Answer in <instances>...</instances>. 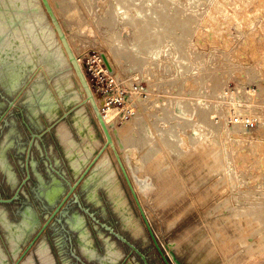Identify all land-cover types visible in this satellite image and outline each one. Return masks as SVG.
I'll return each mask as SVG.
<instances>
[{"label":"rangeland","instance_id":"1","mask_svg":"<svg viewBox=\"0 0 264 264\" xmlns=\"http://www.w3.org/2000/svg\"><path fill=\"white\" fill-rule=\"evenodd\" d=\"M13 1L40 10L22 15L23 9L11 10ZM47 1L110 128H117L145 161L136 173L153 185L135 194L169 263L177 264L174 256L181 264H264V0ZM43 8L40 0H0V114L19 92L0 121L1 198L11 197L26 177L31 134L51 127L34 137L29 178L18 197L0 203L5 261L14 263V245L3 216L23 233L16 260L101 264L110 245L118 252L112 264H143L100 224L105 223L134 244L148 264H165L110 146L104 150L107 169L94 168L98 159L93 162L73 192L78 201L71 194L62 209L66 213L51 218L19 258L68 191L66 180L73 183L105 142L91 107L83 105L96 146L79 169L73 167L84 143L73 119L78 105L69 100H83L85 91L66 55L54 61L37 51L53 32ZM102 68L106 72L97 74ZM72 106L73 112L62 117ZM56 120L70 131L68 146ZM121 163L133 183L129 167ZM110 171L126 209L116 208L106 193ZM126 213L137 229L128 226ZM71 217L82 224L73 225ZM80 228L88 233L95 257L85 255Z\"/></svg>","mask_w":264,"mask_h":264},{"label":"bare ground","instance_id":"2","mask_svg":"<svg viewBox=\"0 0 264 264\" xmlns=\"http://www.w3.org/2000/svg\"><path fill=\"white\" fill-rule=\"evenodd\" d=\"M40 2H41V4L43 5V3H42V0H40ZM49 4H50V2H49ZM10 6H13V8L11 9V10H15V11H18V10H21V9H23V11L22 12H18L19 14H22V15H25V13H31L32 11H36V10H40V8H38V7H30L31 5H27V7H22V5L21 4H19V2H15V1H13L12 3H11V5ZM43 9L46 11V8H45V6L43 5ZM51 7V6H50ZM52 9V8H51ZM54 9H56V8H54ZM57 10V9H56ZM53 11V10H52ZM59 11H61V9L59 10ZM46 13H47V11H46ZM53 13H54V11H53ZM36 14V13H35ZM38 15V14H37ZM37 15H36V17H37ZM55 15V17L58 19L57 21H59L60 22V20H59V18H58V16H57V14L55 13L54 14ZM22 17V16H21ZM34 18V17H33ZM21 18L19 17V19H15V23H19L21 20H20ZM22 19H23V17H22ZM36 20H37V18H35ZM47 23H48V25H49V27H51V30L53 31L52 32V38H43V41H44V45H39V47H37L36 49H37V51L38 50H41V51H43L44 53H45V55H48L49 57H52L53 59H51V60H54V61H56L57 59H61V57L63 56H67V53H66V51L64 52V50L65 49H63L64 47H62L63 45H62V43H61V41H60V39H59V37H58V35H57V33H56V30H55V27H54V25H53V23L51 22V19H50V17H49V15H48V13H47ZM60 25V24H59ZM62 26V25H61ZM62 30H64V29H62ZM20 34L22 35V33L20 32ZM65 34V33H64ZM40 42H38V44H39ZM34 51V50H33ZM33 51H32V53H33ZM35 52V51H34ZM39 53V52H38ZM42 53V52H41ZM43 53V54H44ZM65 53V54H64ZM45 55L44 56H42V54H41V59H43V62L44 63H46L48 60H47V58L45 57ZM47 56V57H48ZM67 59H68V56L66 57ZM76 60H77V62H78V64L80 65V67H81V63H80V57H77L76 56ZM62 61V60H61ZM69 61V60H68ZM28 62H30V61H28ZM70 63V62H69ZM30 64H31V62H30ZM71 64V63H70ZM29 66H31V65H29ZM59 65H56V68H54L55 70H56V72L58 71V69L59 68H57ZM72 66V65H71ZM40 67V69L42 70L44 67L42 66V65H40L39 66ZM73 67V66H72ZM74 69V68H73ZM81 70H82V68H81ZM43 71V70H42ZM74 72H75V70H74ZM45 74V73H44ZM45 76V75H44ZM45 78H47L46 76H45ZM49 79V78H48ZM91 87V86H90ZM93 94V93H92ZM47 99H50V94L49 93H47L46 94V96H45ZM84 98L83 99H85L86 98V93H84V96H83ZM93 100H94V102H95V104H96V106H97V108H98V110H99V112L101 113V116H102V118H103V120L105 121V124H106V127H107V129H108V131H109V134H110V136H111V139H112V142H113V145H115L116 147V149L118 150V156L120 155V157H119V159H120V161L121 160H124V162L126 163V167H129V172H130V176H131V179H132V181H133V183H131V185H132V189H133V191L137 194L138 193V195H139V193H141V192H145L146 190H148V189H150L151 187H152V181H149V179L146 177H141L140 175H137V173H136V171H141V169H143V167L145 166V161H144V159L143 158H140L138 155H136L135 154V151H133L134 150V147L133 148H131L130 146H129V140H127V139H125L124 137H123V135H122V139H121V137H120V134H119V132H118V130H117V128H110V126H111V123H109V122H107V120H106V115H105V113L103 114V111H102V109H101V107L99 106V102H98V100L95 98V94H93ZM69 101H71V102H73L74 103V105L75 104H77L78 106H76L75 107V109H74V122H75V125H77V129L78 130H80V132L82 133V139L81 140H83V148H79V149H81V152L79 153V154H77V156H75L73 159H72V165H73V167L74 168H76V169H79V166H80V164L82 163V161H83V159L84 158H82L87 152H89L90 151V149L93 147V146H96V141L94 142V140H93V138L91 137V131L89 130V125L87 124V121H86V116H85V114H84V112H83V105H88V106H90L91 107V109H92V111H93V113H94V115H95V111L93 110V107H92V105H91V102L89 101V100H87L86 102H84L83 104H82V99L81 100H77L76 98H72L71 100H69ZM63 102V101H62ZM79 103V104H78ZM74 107V106H73ZM67 108V107H66ZM54 111H55V113H58V110H56V109H54ZM72 112H73V110H72ZM95 117H96V115H95ZM54 118V117H53ZM97 118V117H96ZM98 120V119H97ZM61 121V120H60ZM58 123V126H57V129H58V132H59V136H61L60 138L64 141V143L66 144L67 143V146H68V144L70 143V141H71V139H70V131L63 125V124H61V122H57ZM56 123V124H57ZM98 123H99V120H98ZM100 124V123H99ZM100 127H101V125H100ZM147 128V127H146ZM101 129H102V127H101ZM102 131H103V129H102ZM80 133V134H81ZM103 134H104V132H103ZM146 134V133H145ZM104 137H105V135H104ZM118 137V138H117ZM115 138L117 139V142L115 141ZM105 141H106V138H105ZM251 142V141H250ZM253 143V142H252ZM95 144V145H94ZM97 145H98V143H97ZM103 145H104V143L103 144H101L100 146H99V148H98V150L95 152V155L92 157V160L90 159V161H91V163L93 162V161H95L96 159H98L97 160V162L95 163V165H94V168L95 167H97V168H99L100 170H105V169H107V167H108V161H109V159H108V157L106 156V153H105V149L109 146V145H107L105 148H103ZM81 146H82V144H81ZM118 147V148H117ZM123 149V150H120V149ZM111 150H112V152H113V149L111 148ZM116 150V151H117ZM135 150H137L136 149V147H135ZM77 151V150H76ZM100 151V152H99ZM104 151V152H103ZM78 152V151H77ZM99 152V154L97 155V153ZM103 153V154H102ZM113 154H114V152H113ZM115 155V154H114ZM96 156V157H95ZM100 156V157H99ZM99 157V158H98ZM116 157V156H115ZM95 158V159H94ZM117 160V159H116ZM131 161L133 162V165L131 164ZM118 162V161H117ZM87 163H90L89 162V160L87 161ZM86 163V164H87ZM85 164V165H86ZM119 164V163H118ZM122 164V163H121ZM88 166V165H87ZM87 166H85L84 167V169L87 167ZM132 166H134L137 170H135ZM123 168H124V166H123ZM84 169L83 170H81L82 172L84 171ZM125 170V169H124ZM144 170V169H143ZM80 170H79V175L82 173ZM94 172V170L92 169L91 170V174ZM126 172V171H125ZM142 172V171H141ZM127 174V173H126ZM140 174V173H139ZM150 174V173H149ZM78 175V176H79ZM106 178H105V187H106V191H108V193H109V195H110V197H111V199H112V201H113V204H114V206L116 207V208H118L119 210L120 209H123V208H125L126 209V206H125V201L122 199V196L120 195V190H119V185H118V181L115 179V174H113L111 171L110 172H108L106 175ZM129 178V177H128ZM130 182H131V180H130ZM49 197H51V195L49 194L48 195ZM125 215V214H124ZM126 215H127V213H126ZM1 216V215H0ZM3 216V215H2ZM2 219H3V222L4 223H2V224H5L6 225V227H8L9 229H11V239L13 240V253H12V257L16 260L17 259V257H18V255H19V253H18V251H19V247H18V241L21 239V237H22V231H21V228L18 226V225H12L11 226V223H9V222H6V219L4 218V216L3 217H1ZM134 218V217H133ZM129 214L125 217V220H126V222H127V224H128V226H131L132 228H135V229H137V224L138 223H136V221L133 219ZM26 221V220H25ZM7 229V228H6ZM27 232H28V229H27V227L25 228V234L27 235ZM81 237L85 240V242L86 243H83V244H81V245H83L82 246V249L83 250H85L84 252H85V255H88V256H90V257H95L97 254L95 253V250L93 249V247H91L90 245H89V239H88V233L86 232V230H82L81 231ZM17 245V246H16ZM39 251H42V250H39ZM40 254H42L43 252H39ZM118 255V252L117 251H115L112 247H110V245H108L107 246V248H106V252H105V254H104V259H101L99 256H97V257H99L100 259V263L101 264H112L113 262H114V259L116 258V256ZM5 254L2 252V250H1V248H0V264H7V261H5ZM89 258V257H88ZM13 259V261H15ZM108 260V261H107ZM118 260V259H117ZM115 262H117V261H115ZM18 264H33V262H32V257L31 256H26L25 258L23 257V258H21V260H18ZM44 264H52L50 261H44Z\"/></svg>","mask_w":264,"mask_h":264},{"label":"water","instance_id":"3","mask_svg":"<svg viewBox=\"0 0 264 264\" xmlns=\"http://www.w3.org/2000/svg\"><path fill=\"white\" fill-rule=\"evenodd\" d=\"M42 3H43V5H44L45 8H46V11H47V13H48V15H49V17H50V19H51V22L53 23V25H54V27H55L56 33H57V35H58V37H59V39H60V41H61V43H62V45H63V47H64V49H65V51H66V53H67L68 60H69V62L71 63V65L73 66V68H74V70H75V73H76L77 77L79 78V81H80V83H81V85H82V87H83V89H84V91H85V93H86V98L83 99L82 104H83L84 102H86L87 100H89V101L91 102V105H92V107H93V110L95 111V115H96L97 119L99 120V123H100V125H101V127H102V129H103V132H104V135H105V138H106V141L104 142L103 148H105L107 145H109V146L113 149V152H114V154H115V156H116V159H117V161H118V163H119V166H120V168H121V170H122V174H123V176H124V178H125V180H126L128 186H129V188H130V190H131V193H132V195H133V197H134V199H135V201H136V203H137V205H138V208H139V210H140V212H141V215H142V217H143V219H144V222H145L146 227H147V229H148V232H149V234H150V236H151V238H152V241H153V243H154V246L156 247L157 251L160 253V255H161L163 261L165 262V264H170V263H169V257H167V255H165V254L163 253V251H162V249L160 248V246H159V244H158V242H157L155 236L153 235V232H152V230H151V227H150L149 223L147 222V220H146V218H145V215H144V213H143V210L141 209V206H140V204H139V202H138L137 196H136L135 192H134L133 189H132V185H131V182H130V180H129V178H128V175L126 174V172H125V170H124V168H123V165L121 164V161H120V159H119V156H118V154H117V151H116V149H115V147H114V145H113V142H112L111 136H110V134H109V131H108L107 127H106L105 121L103 120V118H102V116H101V113L99 112V110H98V108H97V106H96V104H95V102H94V100H93V94H92V92H91V89H90V87H89V85H88V83H87V81H86V79H85V75H84V73L82 72L80 65L78 64V62H77V60H76L75 55L73 54L72 49L70 48V45H69V43H68V41H67V39H66V36H65V34H64V32H63L61 26L59 25V22L57 21V18L55 17V15H54V13H53V11H52V9H51V7H50L48 1H47V0H42ZM101 57H102V59H103L105 65H106V67H107V68L109 69V71L111 72L112 69H111V67H110V65H109V63H108V61H107V59L105 58V55H104L103 53H101ZM25 86H26V83H23V87H25ZM18 94H19V92L16 94V96L14 97L13 100H9V101H8V107H7V109H6L2 114H0V121H1V120H4V116H5V114L7 113V111L9 110V108H10L11 106L14 105V100L17 98ZM73 109H74V107L72 106L69 110L64 111L62 117L66 116V115L68 114V112H71ZM58 121H60V120H56L55 123H57ZM50 128H51L50 126H47L46 129H45L44 131H42V133H40V134L32 133V134H31L32 137H31V139H30L29 142H28V146H27V149H26V157H25V171H26V177H25V179H22V181H21V183H20L19 185L16 186V189H15V191H14V193H13V195H12L11 197H9V198H1V197H0V203H9V202H11L12 200H14V199H16V198L18 197L19 192L21 191V189H22V187H23V185H24L26 179L29 178L28 160H29L30 149H31V147H32V145H33V142H34V137L40 138V137L42 136V134H43L45 131H49ZM99 152H100V151H99ZM99 152L97 153V155L99 154ZM95 157H96V156H95ZM94 159H95V158H94ZM93 162H94V161H93ZM93 162L90 163V164L84 169V171H83V172L77 177V179H76L73 183H70L69 181L66 180V182H67V184H68V191H67V192L65 193V195L59 200V202L54 206L53 210L51 211V213H50V215H49V217H48V219H47V221L42 225V227L39 229L38 233H37V234L35 235V237L30 241V243H29V244L27 245V247L24 249V251L22 252V254H21V256H20L19 258H21V257H22V256H23V255H24V254L30 249L31 245L33 244V242L35 241V239L38 237V235H39V234L43 231V229L46 227V225H47V223L49 222V220H51V218H53L56 214H58V213H60V212L62 211V209L64 208V205H65L67 199L69 198V196H70L71 194L75 197V201H78V197H77L76 194H74L73 192H74L76 186H77V185H78V184H79V183L85 178V176H86V174L88 173V171H89L90 167L92 166ZM83 210L86 211V212H88V210L85 209V208H83ZM92 217H93V216H92ZM93 218H94V217H93ZM94 219H95V218H94ZM95 221H97V220L95 219ZM100 224H101L105 229H107L110 233H112L113 235H115L116 237H118L120 240H122L123 242H125V243L130 247V249H131L132 251H134L135 253H137V254L140 256V258L142 259L143 264H148L145 255H144V254H143V253H142V252H141V251H140V250H139L134 244H132L131 242H129L127 239H125V238H124L122 235H120L119 233L113 231V229H112L111 227H109L108 225H106L105 223H100ZM172 257H173L172 259H173L177 264H181V263H179V262L175 259L174 256H172ZM17 263H18V260L14 261L13 264H17Z\"/></svg>","mask_w":264,"mask_h":264},{"label":"flooded vegetation","instance_id":"4","mask_svg":"<svg viewBox=\"0 0 264 264\" xmlns=\"http://www.w3.org/2000/svg\"><path fill=\"white\" fill-rule=\"evenodd\" d=\"M42 189H44V187L42 188ZM51 198H52V196H51ZM63 212H65L66 213V211L65 210H62L61 212H60V214H63ZM64 213V214H65ZM23 214V213H22ZM59 214V213H58ZM65 215H67V214H65ZM77 218L79 217V215L77 214V216H76ZM71 221H72V223H73V225H81L82 224V222H78V221H76L74 218H69ZM35 223H37V222H35ZM80 230H82V228H80Z\"/></svg>","mask_w":264,"mask_h":264},{"label":"crops","instance_id":"5","mask_svg":"<svg viewBox=\"0 0 264 264\" xmlns=\"http://www.w3.org/2000/svg\"><path fill=\"white\" fill-rule=\"evenodd\" d=\"M58 138H59V137H58ZM60 142H61V141H60ZM61 144H62V146H63V143H62V142H61ZM63 148H64V147H63ZM96 151H97V150H96ZM96 151H94L93 154H95ZM65 152H66L67 157H68V159H69L70 156L68 155L67 150H65ZM93 154H92V155H93ZM106 193H107V191H106ZM107 194H108V193H107ZM108 196H109V194H108Z\"/></svg>","mask_w":264,"mask_h":264},{"label":"built area","instance_id":"6","mask_svg":"<svg viewBox=\"0 0 264 264\" xmlns=\"http://www.w3.org/2000/svg\"><path fill=\"white\" fill-rule=\"evenodd\" d=\"M105 72H106L105 69L102 68L101 70L100 69L98 70V73L97 74H99V73L104 74Z\"/></svg>","mask_w":264,"mask_h":264}]
</instances>
